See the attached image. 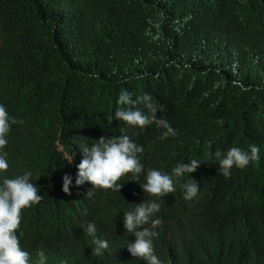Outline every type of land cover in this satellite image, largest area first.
<instances>
[{
    "label": "trees",
    "instance_id": "obj_1",
    "mask_svg": "<svg viewBox=\"0 0 264 264\" xmlns=\"http://www.w3.org/2000/svg\"><path fill=\"white\" fill-rule=\"evenodd\" d=\"M250 1L256 10L264 8V0ZM213 2L0 0V83L6 89L0 93V104L18 121L7 137L4 151L9 167L0 179L31 171V182L43 196L22 210L17 230L32 263H39L40 252L48 264L55 256L69 259L85 252L87 261L82 264H90L87 252L93 251L98 238L106 240L108 248L97 255V264H142L122 248L135 239L123 228V214L134 208L133 203L143 202L139 201L143 190H138L137 183L126 189L122 186L120 191L75 183L81 159L76 150L81 143L74 145L66 139L67 121L61 118V108L73 96H93L98 108L122 90L138 96L147 93L153 103L165 108L183 100L185 111L173 124L168 123L174 135L162 137L165 129L152 123L139 136L148 144L144 147L135 140L143 148L141 158L149 152L163 166L200 159L227 146L217 137L222 129L213 126L222 120L213 117L207 100L199 95L242 104L250 87L257 91L264 84V44L255 47L258 55L250 48L238 52L224 43L212 45L216 21L211 11L229 13L237 1L224 6ZM231 42L244 47L241 38ZM123 134L133 139L137 135L132 130ZM65 153L73 155L72 163L64 159ZM166 156L176 161L163 159ZM199 171L203 177L205 166ZM65 175L71 178L67 194L62 190ZM244 176L237 170L223 177L207 168L206 188L225 194L242 187ZM214 206L219 217H204L219 222L221 249L230 246L227 238L245 218L250 216L248 227L236 237L239 251L259 226L264 227L263 209L247 197L230 200L223 196ZM196 208L201 214V203ZM160 217L161 225L174 231L190 232L204 222L198 215L180 211ZM88 222L95 224V237L84 233ZM223 258L228 264L235 259Z\"/></svg>",
    "mask_w": 264,
    "mask_h": 264
},
{
    "label": "clouds",
    "instance_id": "obj_2",
    "mask_svg": "<svg viewBox=\"0 0 264 264\" xmlns=\"http://www.w3.org/2000/svg\"><path fill=\"white\" fill-rule=\"evenodd\" d=\"M233 1L237 2L229 13L211 11L216 21L211 44L224 43L238 52L250 48L258 55L254 49L264 44V8L256 10L250 0H214L213 3L224 6ZM235 38H241L243 48L231 42ZM234 84L239 85V82ZM5 91L0 83V93ZM199 97L207 100L205 104L213 110V117L222 120L213 126L214 130L222 129L217 137L227 146L173 167L163 166L149 152L141 158L142 146L148 144V140L139 136L141 130L152 123L165 129L162 137L174 135L169 124H173L185 111L183 100L177 99L165 108L164 104L153 103L147 93L138 96L122 90L111 97L107 105L98 108L93 96L78 94L70 98L61 108V118L67 121L66 139L74 145L81 143L76 150L81 159L76 165L75 183L80 186L88 182L93 188L119 191L122 186L126 189L137 183L138 190H143L139 196V201L143 202L133 203L134 208L123 214V228L135 239L122 248L126 255L142 264H228L224 255L235 258L229 264H264V227L259 226L255 230L243 250L239 251L237 247L236 237L243 227H248L250 216L229 235L227 242L230 246L226 249L220 248L223 241L219 222L204 217H219L214 205L223 196L230 200L247 197L264 211V84L257 91L250 87V94L242 104L205 93ZM165 116L170 119L167 121ZM14 123L18 121L0 104V176L9 167L8 153L4 148ZM87 127L98 130L88 131ZM127 130L135 131L136 138L123 134ZM59 149L63 150L60 145ZM64 159L72 163L74 157L65 153ZM163 159L176 161L169 156ZM202 165L205 166L203 177L199 171ZM207 168L223 177H228L233 171H241L245 181L239 184L242 186L239 189L225 194L209 192L206 188ZM31 177V171H26L14 178L0 179V264H48L43 252L38 253L39 263H32L17 234L22 210L43 198ZM141 177L144 178L143 183H140ZM70 183L71 178L65 175L62 190L66 194ZM198 203H201V214L196 210ZM175 211L198 215L204 222H198L190 232L174 231L169 225H161L160 215ZM262 212L257 218L260 223ZM95 231L92 222L84 227V233L89 237H95ZM94 243L93 251L87 252L90 264H97V255L108 248L106 240L96 238ZM52 259L49 264H82L87 261L85 252L69 259L57 256Z\"/></svg>",
    "mask_w": 264,
    "mask_h": 264
}]
</instances>
